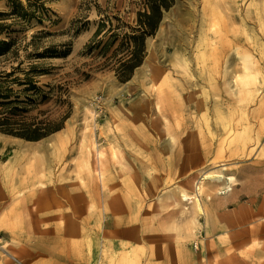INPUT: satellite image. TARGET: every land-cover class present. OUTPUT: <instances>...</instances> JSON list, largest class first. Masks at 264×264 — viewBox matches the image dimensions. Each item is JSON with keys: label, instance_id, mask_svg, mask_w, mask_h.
Here are the masks:
<instances>
[{"label": "rangeland", "instance_id": "1", "mask_svg": "<svg viewBox=\"0 0 264 264\" xmlns=\"http://www.w3.org/2000/svg\"><path fill=\"white\" fill-rule=\"evenodd\" d=\"M137 1L53 0L51 21L15 27L10 35L21 45H70L69 56L51 60L52 73L37 80L47 92V85L62 86L71 114L60 132L39 141L0 132L25 147L43 146L1 150L0 161L14 163L12 169L0 163V189L37 173L42 188H76L85 208L77 224L66 213L64 236L50 224L27 226L16 212L19 203L12 212L4 202L0 264H193L206 254L205 217L183 200L182 189L193 195L202 172L219 170L234 178L233 189L217 195L220 186H214L211 202L202 197L205 213L207 203L232 196V207L263 201L264 0H176L148 38L145 60L129 81H119L113 71L85 80L81 73L89 68L83 64L92 58L83 52L101 19L108 27L120 24L116 16L132 23L135 15L128 11L136 10ZM7 11L6 0H0V12ZM107 30L99 37L104 41ZM103 61L97 58L95 65ZM18 64L4 61L0 71ZM29 64L24 61L22 69ZM16 77L25 79L20 72ZM22 82L10 85L24 90L28 85ZM39 108L57 120L69 105L59 108L51 101ZM105 192L114 193L111 210L105 208ZM37 207L42 206L31 208Z\"/></svg>", "mask_w": 264, "mask_h": 264}, {"label": "trees", "instance_id": "2", "mask_svg": "<svg viewBox=\"0 0 264 264\" xmlns=\"http://www.w3.org/2000/svg\"><path fill=\"white\" fill-rule=\"evenodd\" d=\"M51 1L53 0H6L8 11L0 12V64L4 61H19L10 71H0V132L27 141H39L60 131L71 114V104L63 99L62 86L47 85L50 88L47 92L38 86L37 80L39 76L52 73L54 66L51 60L69 56L70 45L65 44V50H60L57 45L42 47L33 42L21 45L10 36L15 32V27L24 28L34 22L43 25L46 21H51L52 10L48 7ZM175 1L134 2L136 10L128 11L135 15L132 23L121 21L116 16L114 18L120 24L114 26L110 22L108 27L107 22L101 19L97 31L83 52V56L92 58V63L83 64L89 68L81 73L85 80L94 72L113 71L119 81H129L145 60L148 38L157 33L165 12L174 6ZM97 8L101 12L98 5ZM105 28H108L104 35L108 36L106 41L99 38ZM35 38L36 35L33 40ZM97 58H103L104 61L95 65ZM26 60L30 64L23 70L22 64ZM18 72L25 76L24 80L16 77ZM22 81L28 85L24 90H15L10 85L11 82L22 85ZM51 101L59 108L67 104L69 110L59 119L53 120L39 108ZM34 111L37 114L31 115Z\"/></svg>", "mask_w": 264, "mask_h": 264}, {"label": "crops", "instance_id": "3", "mask_svg": "<svg viewBox=\"0 0 264 264\" xmlns=\"http://www.w3.org/2000/svg\"><path fill=\"white\" fill-rule=\"evenodd\" d=\"M0 138L11 139L3 134H0ZM11 148L13 149V146L1 147L0 151ZM22 161L25 162L26 159L20 162ZM0 163H6L4 168L12 169L10 165L14 162L11 159L2 160ZM36 175L37 173L31 177H17L8 191L0 189V207L4 206V202L9 201V211L13 212L14 203L17 201L19 204H16L18 205L16 212L21 214L19 217L26 222L27 226L50 224L55 228L54 234L65 236L66 232L62 231L61 227L67 225L66 213L71 212L74 221L83 218L85 208L83 195H79L76 188L72 190H67L64 186L42 188ZM103 196L106 210L113 209L114 193L106 194L105 192ZM234 198L235 196H232L226 200L207 204L208 209L203 221L206 239H208L204 244L206 254L202 257L198 256L197 262L193 264H264V199L263 201L258 199L257 203L250 204L238 202L232 207L233 205L228 203L230 200H235ZM32 206L42 207L34 210ZM25 207L26 209L22 211ZM116 216L118 217L119 214ZM50 230L48 227L44 228V235L49 236ZM119 233H126V231L119 230ZM192 260L194 261V258Z\"/></svg>", "mask_w": 264, "mask_h": 264}, {"label": "bare ground", "instance_id": "4", "mask_svg": "<svg viewBox=\"0 0 264 264\" xmlns=\"http://www.w3.org/2000/svg\"><path fill=\"white\" fill-rule=\"evenodd\" d=\"M205 7V6H204ZM215 8V7H214ZM210 9V8H209ZM212 9V8H211ZM203 11V10H202ZM211 11H213V10H211ZM260 15V14H259ZM258 18L260 17V16H257ZM251 19V18H250ZM246 20V19H245ZM248 20V19H247ZM255 21V20H254ZM254 21H253V23H254ZM258 25V24H257ZM261 25H262V23H261ZM259 26V25H258ZM263 28V27H262ZM264 30V29H263ZM262 30V31H263ZM191 41V40H190ZM229 41V40H228ZM222 45V44H221ZM189 46V45H188ZM220 46V45H219ZM188 48V47H187ZM223 48V47H222ZM232 48H233V46H232ZM221 50V49H220ZM222 50H224V49H222ZM229 50V49H228ZM216 51V50H215ZM212 52V51H211ZM223 52V51H222ZM227 52V51H226ZM225 52V53H226ZM217 53V52H216ZM224 53V52H223ZM177 54V53H176ZM175 55V54H174ZM208 55H210V54H208ZM207 55V56H208ZM153 56V55H152ZM200 57H201V55H199ZM206 56V55H205ZM218 56V55H217ZM222 56V55H221ZM220 56V57H221ZM172 58V57H171ZM204 58V57H203ZM207 58V57H206ZM209 58V57H208ZM207 58V59H208ZM222 58V57H221ZM227 60V59H226ZM207 61V60H206ZM219 62H220V60H218ZM210 62V61H209ZM208 63V62H207ZM150 66H152V65H150ZM153 67V66H152ZM155 67V66H154ZM206 71V70H205ZM205 71H203V72H205ZM202 72V73H203ZM200 73V72H199ZM226 73V72H225ZM156 74H157V72H156ZM205 74H207V73H205ZM209 74H211V73H209ZM254 74V73H253ZM163 75V74H162ZM202 75V74H201ZM158 76V75H157ZM163 77V76H162ZM211 77V76H210ZM225 77V76H224ZM238 77H241L242 78V76L240 75V76H238ZM239 79V78H238ZM236 81H237V79H236ZM227 82H229V81H227ZM227 82H225V83H227ZM238 82H240V81H238ZM203 83V82H202ZM224 83V82H223ZM238 84V83H237ZM228 85H229V83H228ZM238 85H240V84H238ZM210 86V85H209ZM216 89V88H215ZM217 89H218V87H217ZM245 89V88H244ZM204 90H205V88H204ZM204 90H202L203 91V93L206 91H204ZM221 90V89H220ZM219 90V91H220ZM243 90V89H242ZM213 92V91H212ZM213 94V93H212ZM64 131V130H63ZM60 132V131H59ZM69 133V132H68ZM85 134V133H84ZM88 134V133H87ZM86 135V134H85ZM95 137V136H94ZM63 138V137H62ZM15 139V138H14ZM61 139V138H60ZM65 139H67V138H65ZM16 140V139H15ZM18 140V139H17ZM65 142V141H64ZM60 143V142H59ZM15 145V146H14ZM52 145V144H51ZM11 146H13V148H15L16 146L17 147H19L18 149H22V150H26V151H36V150H39V148L41 149V147H43L42 145H36V146H34V145H29V146H27V147H25V145L23 144V142L22 141H14V140H11V139H6V138H0V148L1 147H5V148H9V147H11ZM115 150V149H114ZM114 153V152H113ZM115 159H117L116 157H115ZM188 161V160H187ZM42 163V162H41ZM186 163V162H185ZM43 164V163H42ZM188 164V163H187ZM93 176V175H92ZM94 177V176H93ZM102 179V178H101ZM234 178H232L231 176H228V177H226V175L225 174H223L221 171H219V170H212V171H210V170H206V171H204V172H202L201 173V175L197 178V180H195V182H194V191H195V193L193 194V195H191V194H189L188 192H187V190L186 189H182V190H184V191H182L181 192V196L183 197V200L184 201H187L188 202V204H193V206L194 207H196V210L198 211V214H205V210H204V207H203V199L207 202V201H209V202H211L212 201V197H213V194L214 193H212V188L214 187V186H220V188L219 189H217L216 190V194L217 195H221V194H225V193H230V191L233 189V186L230 184V181L231 180H233ZM99 179H97V181H98ZM228 180V181H227ZM92 181V180H91ZM229 183V184H228ZM97 184H98V182H97ZM103 184V183H102ZM85 186H83V188H84ZM89 187V189H90V187L91 186H86L85 187V190H86V188H88ZM92 190H93V188H92ZM89 191V190H88ZM97 192V191H96ZM94 193V192H93ZM89 194V193H88ZM97 194V193H96ZM95 194V195H96ZM91 197V196H90ZM202 197H203V199H202ZM207 204H209V203H207ZM205 216V215H204ZM72 219V218H71ZM194 219L195 220H192L193 221V223H195V222H198L199 223V221H198V218L196 219L195 218V216H194ZM195 221V222H194ZM75 223L76 222H78L77 220L76 221H74ZM77 224V223H76ZM79 224H81V223H79ZM79 224H78V226H79ZM76 226V225H75ZM80 227V226H79ZM77 228V227H76ZM80 229V228H79ZM98 229V228H97ZM84 231V230H83ZM62 237H64V236H62ZM75 238V237H74ZM64 239V238H63ZM73 243V242H72ZM76 245V244H75ZM73 246V245H72ZM74 247H76V246H74ZM62 248V247H61ZM61 248H60V250H61ZM75 249V248H74ZM92 249V248H91ZM63 250V249H62ZM72 250H73V247H72ZM74 251H76V250H74ZM73 251V252H74ZM63 253V252H62ZM77 256V255H76ZM228 258V257H227ZM208 263H210V261H208ZM66 264V263H65ZM211 264V263H210Z\"/></svg>", "mask_w": 264, "mask_h": 264}]
</instances>
